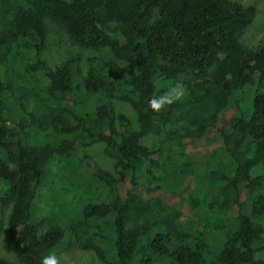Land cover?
<instances>
[{"label": "trees", "instance_id": "1", "mask_svg": "<svg viewBox=\"0 0 264 264\" xmlns=\"http://www.w3.org/2000/svg\"><path fill=\"white\" fill-rule=\"evenodd\" d=\"M256 14L237 0H0V234L7 215L21 264L65 240L60 225L45 229L52 217L33 222L43 184L50 212L81 200L79 216L58 218L103 264H264V170L251 175L264 167V40L241 41ZM50 19L113 58L51 66ZM32 97L45 111L28 109ZM114 100L134 107L138 128ZM150 134L156 150L141 143ZM98 142L116 176L71 154Z\"/></svg>", "mask_w": 264, "mask_h": 264}, {"label": "rangeland", "instance_id": "2", "mask_svg": "<svg viewBox=\"0 0 264 264\" xmlns=\"http://www.w3.org/2000/svg\"><path fill=\"white\" fill-rule=\"evenodd\" d=\"M244 5H253L257 8V14L251 25H249L243 32L241 36V41L244 46L248 48H257L262 44L264 40V0H237ZM47 30H48V39L46 44V49L44 52V58L51 65L55 66L56 64L64 62L65 59L68 58L69 55L75 53L82 58V61L87 64V61L91 57H105V58H113V53L108 47L102 48H92L86 45H79L78 43L72 42L69 40V36L66 33V30L63 27V24L57 20H48L47 21ZM86 66V65H85ZM41 73V72H40ZM40 77H43V73L40 74ZM44 80V79H43ZM29 110L33 111H45V107L43 104L35 97H32L25 101ZM114 108L117 113L125 114L132 122L134 128H138L139 117L138 113L134 109V107L125 101L114 100ZM68 122L71 124L75 123V120L71 118L70 115H66ZM46 119H50L49 114L45 117ZM162 137L160 135H147L141 139V143L148 146L151 150H156L159 148ZM212 141L209 138L199 139L198 142L195 143L194 147L205 149L212 146ZM71 154L77 157L78 162H83L82 158L89 157V159H85V163L91 160L101 169L108 171L116 176L115 171V159L109 156L104 150V144L102 142L94 143L90 146H83L81 144H74L71 149ZM66 161L64 162V164ZM83 163V166H85ZM78 165V164H77ZM67 163L64 165L65 173L68 170ZM55 168V179L56 182L55 187L59 188L61 183V173L60 166L54 165ZM264 167L260 163L252 168L251 175L252 177H257L263 173ZM64 173V174H65ZM62 175V174H61ZM83 181L84 179H73L75 185H78V181ZM76 187V186H75ZM71 187L70 193L73 195L78 192L80 195H83L84 192L82 189ZM48 187L46 184H43L39 190V195L34 202L33 207V222H39L41 219L49 218L53 220V222L47 221V225L45 227L58 226L65 230V240H63L62 244L58 248V250L53 253L51 257L55 259V264H103V262L98 258L96 253L92 250H82L75 239V236L72 235V232L66 228V224H63V219L58 218L60 215L71 214L79 216L78 210L76 206L80 203V199L71 198L68 200L69 205L65 204V207H59L55 209L53 213L49 211L48 207V198L46 199V193L48 192ZM55 191H57L55 189ZM45 194V195H44ZM81 198V196L76 195ZM1 213V211H0ZM6 225L4 226L2 233L0 234V256L7 258L8 260L14 262L15 264H21L19 259L17 258L15 252L13 251L10 245V229L7 224V215L5 217ZM67 222V220H66ZM100 226L104 228V224L100 222ZM259 257L264 258V252L259 254Z\"/></svg>", "mask_w": 264, "mask_h": 264}, {"label": "clouds", "instance_id": "3", "mask_svg": "<svg viewBox=\"0 0 264 264\" xmlns=\"http://www.w3.org/2000/svg\"><path fill=\"white\" fill-rule=\"evenodd\" d=\"M42 264H55V259L53 257H45Z\"/></svg>", "mask_w": 264, "mask_h": 264}]
</instances>
